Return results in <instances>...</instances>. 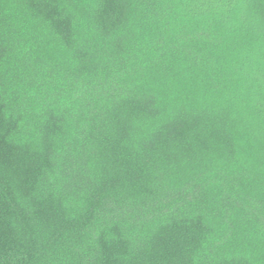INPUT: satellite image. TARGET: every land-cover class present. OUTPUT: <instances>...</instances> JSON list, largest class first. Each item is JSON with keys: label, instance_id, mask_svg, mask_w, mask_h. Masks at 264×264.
<instances>
[{"label": "trees", "instance_id": "1", "mask_svg": "<svg viewBox=\"0 0 264 264\" xmlns=\"http://www.w3.org/2000/svg\"><path fill=\"white\" fill-rule=\"evenodd\" d=\"M0 264H264V0H0Z\"/></svg>", "mask_w": 264, "mask_h": 264}]
</instances>
